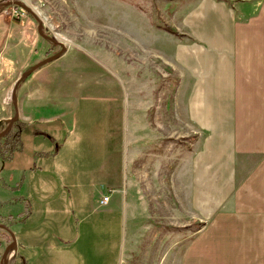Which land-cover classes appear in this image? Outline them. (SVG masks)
I'll list each match as a JSON object with an SVG mask.
<instances>
[{
    "label": "crops",
    "instance_id": "crops-1",
    "mask_svg": "<svg viewBox=\"0 0 264 264\" xmlns=\"http://www.w3.org/2000/svg\"><path fill=\"white\" fill-rule=\"evenodd\" d=\"M190 3L196 10L188 22L207 27L205 96L190 97L184 117L182 99L173 100L172 132L197 138L186 156L179 149L171 172L188 190L189 208L204 210L207 241L221 231L227 243L230 237L245 241L244 246L264 247L255 244L264 241V0ZM9 11L8 6L0 9L5 89L44 46L37 21L14 18ZM65 53L18 87V117L41 128L24 133L30 158L20 198L28 200L29 211L12 226L13 264H123L136 232L159 230L156 222L145 220L132 188L137 183L134 153L147 155L138 180L149 183L151 163L165 174L166 144L134 143L130 110L124 114L118 98L104 96L103 91L113 93L112 82L83 95L86 79L75 63L60 61ZM166 119L164 113L155 118L159 135L165 134ZM153 124L143 118L147 136ZM156 174L164 181L159 170ZM227 232L233 236H224Z\"/></svg>",
    "mask_w": 264,
    "mask_h": 264
},
{
    "label": "rangeland",
    "instance_id": "rangeland-1",
    "mask_svg": "<svg viewBox=\"0 0 264 264\" xmlns=\"http://www.w3.org/2000/svg\"><path fill=\"white\" fill-rule=\"evenodd\" d=\"M20 1L26 3L42 21V31L66 47L65 57L60 61L78 66L87 83L83 95H94V90L104 87L106 84L103 82L110 80L115 86L113 93L103 91L104 96L118 98L124 114L126 109L130 110L134 143L150 139L155 141V145L166 144L165 174L163 176L156 162L151 163L149 183L138 180L147 155L141 151L134 153L137 183L132 188L140 196L139 208L143 207L145 220L156 222L159 230L150 231L145 227V231L136 232L138 235H134V241L128 248L130 253L125 255L123 264H264V247L244 246L245 241L237 242L228 237L229 246L222 241L221 231H214L213 241H207L209 235L204 210L189 208L188 190L180 180L173 178L171 172L173 157L179 149L186 156L191 142L197 138L172 132L176 111L173 100L177 96L182 99L184 117L189 108L186 101L190 97L205 96L207 27L203 23L188 22L191 12L196 10L190 3L193 0ZM26 16L31 15L26 12ZM167 27L177 31L178 35L168 32ZM40 38L44 46L35 62L24 71L60 51L59 45ZM198 83L200 86L194 87ZM12 88L11 85L5 89L0 82V132L6 130L14 114ZM200 106L203 105L199 103ZM159 113H164L171 125L167 124L163 135L158 134L162 130L156 126L155 118ZM143 118L155 121L154 127L150 128L153 134L147 136L144 133ZM16 121L21 123L16 128L21 131L22 143L13 151L4 153L6 158L0 156V223L8 222V215L16 220L19 211L25 210L20 193L23 192V175L29 168L30 158L24 133L30 130L20 127L25 124L32 126L33 123L22 122L19 117ZM124 124L126 129L125 121ZM122 137L124 139V135ZM158 170L164 181L156 177ZM10 229L14 232L13 227ZM262 229L260 233L264 235V226ZM225 235L233 236L229 232ZM10 242V235L4 237L0 234V259ZM224 243L227 245L223 246ZM238 243L240 246H236ZM263 243V240L255 242L258 245ZM14 255L15 249L11 247L6 264H13Z\"/></svg>",
    "mask_w": 264,
    "mask_h": 264
},
{
    "label": "water",
    "instance_id": "water-1",
    "mask_svg": "<svg viewBox=\"0 0 264 264\" xmlns=\"http://www.w3.org/2000/svg\"><path fill=\"white\" fill-rule=\"evenodd\" d=\"M11 5H15L18 6L20 8H22L23 10H25L26 12H28L38 23V27H37V31L38 34L43 37L44 39L50 41L53 44L59 45L60 46V51L54 55L48 56L38 62H36L35 64H33L32 66H30L28 69H26L15 81L13 88H12V101H13V106H14V114L12 116V118L10 119V123L8 125V127L6 128V130L0 132V138L5 136L13 127L17 117H18V103H17V88L19 86V84L28 76L30 75L33 71H35L36 69H38L39 67L47 64L48 62L58 58L60 55H62L65 50L66 47L59 41H57L56 39H54L53 37L45 34L42 31V21L39 19V17L36 15V13L24 2L20 1V0H10V1H4V2H0V7H7V6H11ZM0 229L5 230L10 236H11V242L6 246V248L3 251V254L1 256L0 259V264H6L7 262V256H8V252L9 249L11 247L16 246V237L14 232L10 229V227H8L7 225L0 223Z\"/></svg>",
    "mask_w": 264,
    "mask_h": 264
},
{
    "label": "trees",
    "instance_id": "trees-1",
    "mask_svg": "<svg viewBox=\"0 0 264 264\" xmlns=\"http://www.w3.org/2000/svg\"><path fill=\"white\" fill-rule=\"evenodd\" d=\"M2 1H7V0H2ZM166 30L170 33L178 35L177 31H174L169 27H167ZM18 125H21V123H18L16 121L15 124L13 125V127L11 128V130L5 136L0 138V156H1V158H3L4 153L11 152L14 150L15 147H17L18 145L19 146L21 145V143H22V139L20 136L21 131H17V128H16ZM38 127H40L39 124L33 123L32 126H27L26 124L22 125V127H20V129L25 130V128H27V129L31 130L32 132H37V130L39 129ZM4 158H6V157L4 156ZM24 204H25L24 205L25 210L22 212V214H20V216L17 217L16 220L14 219V217L12 215H8L7 218L9 221L8 222L3 221L2 223L7 225L8 227H12V226H14V224L17 221L20 222V221L24 220L27 217L28 211H29L28 210V207H29L28 200L24 201ZM0 234L4 237L9 236V234L5 230H2V229H0Z\"/></svg>",
    "mask_w": 264,
    "mask_h": 264
},
{
    "label": "built area",
    "instance_id": "built-area-1",
    "mask_svg": "<svg viewBox=\"0 0 264 264\" xmlns=\"http://www.w3.org/2000/svg\"><path fill=\"white\" fill-rule=\"evenodd\" d=\"M10 15L14 18H22L25 16V11L18 8V7H12L9 11ZM108 201V196H104L101 200V203L105 204Z\"/></svg>",
    "mask_w": 264,
    "mask_h": 264
}]
</instances>
